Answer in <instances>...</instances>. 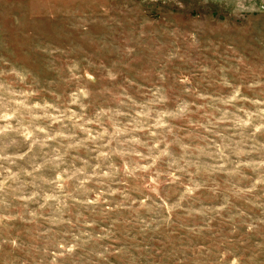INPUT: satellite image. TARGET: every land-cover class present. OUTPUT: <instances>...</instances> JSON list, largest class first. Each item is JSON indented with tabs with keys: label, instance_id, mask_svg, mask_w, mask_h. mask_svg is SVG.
I'll return each instance as SVG.
<instances>
[{
	"label": "rangeland",
	"instance_id": "rangeland-1",
	"mask_svg": "<svg viewBox=\"0 0 264 264\" xmlns=\"http://www.w3.org/2000/svg\"><path fill=\"white\" fill-rule=\"evenodd\" d=\"M0 264H264V0H0Z\"/></svg>",
	"mask_w": 264,
	"mask_h": 264
}]
</instances>
